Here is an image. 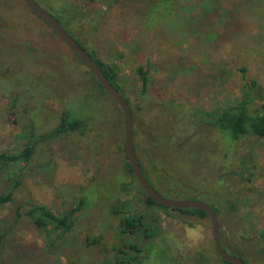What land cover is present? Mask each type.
Returning a JSON list of instances; mask_svg holds the SVG:
<instances>
[{"label": "rangeland", "instance_id": "1", "mask_svg": "<svg viewBox=\"0 0 264 264\" xmlns=\"http://www.w3.org/2000/svg\"><path fill=\"white\" fill-rule=\"evenodd\" d=\"M35 1L118 73L138 159L155 189L211 205L224 248L264 264V138L231 147L195 113L238 102L251 80L264 88V0ZM140 65L151 77L146 95ZM63 115L86 130L49 137ZM27 145L29 162L0 164V195L12 193L0 203V264H113L128 215L165 228L152 241L141 237L131 264H227L209 215L163 205L148 213L126 166L117 101L24 0H0V152ZM37 205L59 215L81 208L72 226L53 230L37 224L41 209L28 215Z\"/></svg>", "mask_w": 264, "mask_h": 264}, {"label": "trees", "instance_id": "2", "mask_svg": "<svg viewBox=\"0 0 264 264\" xmlns=\"http://www.w3.org/2000/svg\"><path fill=\"white\" fill-rule=\"evenodd\" d=\"M61 23L64 25L66 30L69 32V29L67 26V20H65L64 23L63 22ZM71 35L75 37L74 34H71ZM75 38L81 43V41L77 37ZM81 45L83 44L81 43ZM88 51L91 53V55L95 58V60L101 66L106 76L117 87V89L125 96L123 88L118 81V73L114 70V68H112V66H108L104 61L99 59L94 52L90 50ZM242 70L245 71L246 69L243 68ZM137 73L141 79V94L146 95L149 91V86L151 82V77L149 76L148 67L144 65H140L139 67H137ZM95 79L97 83L99 84V86L108 93V91L99 83L96 77ZM125 97L127 98L130 104L129 98L127 96ZM195 113L199 117L198 121L206 122L209 125V127H211L215 132L219 133L221 138L226 143H228V145H231V147L235 146L239 142V140L247 136L264 138V88L256 80H251L250 82L246 83L244 95L242 99L239 100L238 102L229 101L228 104L220 106L218 108H213L211 110H200L199 111V109H196ZM80 128H83L86 130V126L85 124H83V121L76 120V119H70L68 115H63L60 123L56 127H54V129H52L51 134L48 136L55 137V136H59L63 134L67 135L71 132H74L75 130H79ZM134 142H135V139H134ZM33 152H34V148L32 145H27L18 154H8L6 152H0V164L4 166V165H8L10 163H14L18 161L29 162ZM126 166L128 170L134 176L131 166L129 164V161L126 163ZM11 194L12 193L0 195V203L10 201L12 199ZM141 200L146 207L148 206V213L150 209L153 208L154 205L161 206V204L157 203L151 197H145V199L143 197ZM80 208H81V205H78L77 207L69 210L68 213L59 215V214H55L53 211H51L50 209H47L46 207L42 205H37V207L35 208L31 207V209L28 211V215L35 218V211L37 209H41V213H42L41 216L39 217V219L35 218L38 225L45 227L47 226L48 223L49 224L52 223L53 230H57L61 228L67 229L69 226H72L71 218H74L75 212L78 211ZM120 209L121 207L115 208L114 211L116 213H121ZM178 210L183 211V212H193V213H197L200 215H208L205 211L198 209V208H185V209H178ZM151 217L152 216H150L149 218L148 216L138 217L135 215H131V216L128 215L124 217L121 221V230L123 233H125L126 226L137 224V223L147 225V223L150 222L149 219H151ZM139 233L143 239L144 238L150 239L152 236H154V234H149L148 232H146L145 234H142V232L139 231ZM2 238H3L2 235H0V247L2 245ZM260 238L261 240L264 241V229L260 232ZM93 241L98 242L99 239L94 238ZM130 258L132 257H127L125 259L130 260ZM122 264H128V263L124 261L122 262ZM227 264H232V263H227Z\"/></svg>", "mask_w": 264, "mask_h": 264}, {"label": "water", "instance_id": "3", "mask_svg": "<svg viewBox=\"0 0 264 264\" xmlns=\"http://www.w3.org/2000/svg\"><path fill=\"white\" fill-rule=\"evenodd\" d=\"M25 4L38 16L44 19L56 34L86 63L94 73L99 83L108 91V93L117 101L125 117V151L128 157L132 172L138 183L145 192V197H151L157 203L176 209L198 208L205 211L211 219L212 234L217 253L227 263L247 264L240 256L229 253L223 245L220 218L217 211L208 203L194 199H172L163 196L152 185L150 180L144 174L143 168L139 162L135 148V118L134 113L127 98L117 89V87L106 76L101 66L91 55V53L81 43L71 35L61 21L46 10L35 0H24ZM145 199V198H144Z\"/></svg>", "mask_w": 264, "mask_h": 264}, {"label": "flooded vegetation", "instance_id": "4", "mask_svg": "<svg viewBox=\"0 0 264 264\" xmlns=\"http://www.w3.org/2000/svg\"><path fill=\"white\" fill-rule=\"evenodd\" d=\"M149 220H150L149 222L150 224L148 226L146 224L143 225L141 223L126 226L123 243L121 245V248L115 253L113 264H122V262L124 261H126V263L128 264H131L134 261V258H135L134 253L139 251V248L137 245L141 239L139 231H141L142 234H145L146 232H148L149 234H153L150 231L153 229L152 226L158 225L160 231L157 234H154V236H152L150 239L146 238L145 241H148V240L152 241L154 238L164 233L165 228L163 227V225H161V223L158 220H156L155 218H151ZM161 229L163 231L162 233H161ZM127 257H132V258H130V260L129 259L126 260L125 258Z\"/></svg>", "mask_w": 264, "mask_h": 264}]
</instances>
